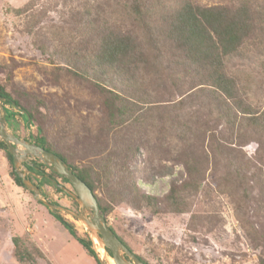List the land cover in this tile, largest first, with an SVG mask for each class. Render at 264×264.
I'll use <instances>...</instances> for the list:
<instances>
[{
	"label": "trees",
	"instance_id": "obj_1",
	"mask_svg": "<svg viewBox=\"0 0 264 264\" xmlns=\"http://www.w3.org/2000/svg\"><path fill=\"white\" fill-rule=\"evenodd\" d=\"M237 3L201 6L196 0H81L72 13L74 24H84V28L79 29L83 38L75 47L61 44L50 50L54 38L39 40L34 46L43 55L47 54L51 64L88 81L99 92L105 119L101 130L114 152L106 153L102 146L103 149L99 148L88 161H72L60 145L48 140L42 127L41 122H46L47 104L35 97V102L29 103L31 97L25 101L26 95L21 99L13 98L0 83V96L8 100L3 103L7 124L11 125L15 112L5 109L6 105L16 107L27 125L37 123L38 136L34 137V144L55 153L68 164L90 188L104 218L113 203H125L132 211L146 210L152 216L161 212V203L166 212H185L190 208L188 196L195 197L200 192L208 194L202 186L206 171L219 166L222 179L242 191L246 200L252 198L248 178L257 173L255 183L261 200H257L256 207L264 212L260 204L264 203L263 173L261 169L254 174L250 172L252 161L241 156V149L250 135L255 136L258 148L264 138V102L261 99L264 67L262 77L256 78L247 74L242 64L251 54L264 57V50L256 48L252 52L246 41L256 30L263 32L264 13L261 9H253L251 0ZM25 9L19 8L17 12ZM40 19L32 20L27 29L31 31ZM184 85L186 92L181 99L168 100L163 107H151L153 100L156 104L162 102L159 96L170 88L180 92ZM153 110L156 117H153ZM219 124L220 130H217ZM152 126H159L160 130L166 127L168 135L174 134L173 144L164 135L160 139L167 143L169 150L177 153L179 144L190 148L181 158V152L177 154L187 179L180 185L171 184L160 203L155 197L137 193L135 172L127 165L139 150L138 140L147 136ZM232 144L237 148L231 149ZM0 149L10 166L9 176L13 182L28 190L14 171L12 157L2 141ZM117 157L124 161L118 163ZM209 162H213L211 166ZM31 163L27 166V178L40 189L41 195H45L41 187L48 185L77 206L58 186L68 184L66 179L41 163ZM98 189L104 190L103 195H97ZM49 211L87 255L101 264L90 238L80 237L74 225L58 211ZM242 219L250 224L245 216ZM11 243L17 263L38 264L39 260H44V264H51L28 236L15 235ZM105 250L111 256L109 250Z\"/></svg>",
	"mask_w": 264,
	"mask_h": 264
},
{
	"label": "rangeland",
	"instance_id": "obj_2",
	"mask_svg": "<svg viewBox=\"0 0 264 264\" xmlns=\"http://www.w3.org/2000/svg\"><path fill=\"white\" fill-rule=\"evenodd\" d=\"M80 1L0 0V83L6 86L13 98L21 99L26 95L25 101L31 97L29 103L35 102L34 97L42 99L48 109L45 112L46 122H41L48 140L60 145L64 153L70 154L72 161L84 163L93 158L102 146L106 148V153L114 152V147H110L101 130L105 123L101 96L88 81L51 64L47 54L43 55L34 46L39 40L54 38L49 45L50 50L61 44L75 47L83 38L79 29H83L84 24H74L72 14ZM196 1L201 6H212L239 4L237 2L241 0ZM251 5L264 13V0H251ZM24 7L25 11L17 12ZM37 17H41L39 23L29 31L27 27ZM262 31L256 30L246 40L252 52L256 48L264 50V28ZM242 64L243 70L250 76L262 77L264 57L251 54ZM186 87L184 85L180 92L179 89H167L159 96L162 102L156 104L153 100L151 107H163L168 100L181 99ZM261 99L264 102V93ZM5 109L15 112L11 125H8L9 131L22 140L34 143V137L38 136L37 123L27 125L12 105H6ZM37 109L44 112L41 107ZM152 113L156 117L155 110ZM152 113L149 112V115ZM158 127L152 126L147 136L138 140L139 150L127 165L135 172L137 193L155 197L160 203L171 184L180 185L187 179L177 154L181 152V158L182 153L190 148L179 144L177 153L174 149L170 151L166 148L167 143L160 139L164 135L173 144L174 134L170 132L168 135L166 127L161 130ZM217 130H220V124ZM133 134L136 138V128ZM261 142L262 146L258 148L255 136L250 135L241 149V156L252 161L250 172L254 174L261 169L264 177V138ZM236 148L232 144L231 149ZM260 157L261 160L258 159ZM115 160L121 164L124 158L117 157ZM212 163L209 162V166ZM218 169L212 167L206 171L202 186L208 190L207 195L204 192L195 197L187 195L190 208L185 212H166L161 203V212L152 216L146 210L132 211L125 203H113L105 217L106 223L133 253L150 264H262L264 212L256 207L257 200H261L255 183L257 173L248 178L252 198L246 200L242 191L222 179V168L219 166ZM9 171L10 166L0 149V264H19L12 255L11 238L15 235L28 236L51 264H97L51 214L50 209L13 182ZM62 186L73 192L69 183ZM41 189L45 194L41 196L48 202L55 201L80 211L78 204L73 206L68 197L56 194L48 185H43ZM103 192V189L96 190L100 196ZM260 204L264 207V203ZM58 212L74 225L80 237L89 236L78 220ZM243 216L250 224L243 221ZM101 260L107 264L105 258ZM44 263V260L38 261V264Z\"/></svg>",
	"mask_w": 264,
	"mask_h": 264
},
{
	"label": "water",
	"instance_id": "obj_3",
	"mask_svg": "<svg viewBox=\"0 0 264 264\" xmlns=\"http://www.w3.org/2000/svg\"><path fill=\"white\" fill-rule=\"evenodd\" d=\"M6 101H8L6 98L0 96V141L6 145L12 157L14 171L20 177L25 188L33 193L34 199L50 210L64 212L80 223H83L89 234L88 237L92 242V248L95 250L93 241L90 237L91 233L96 236V240L102 244L104 250H109L111 254L110 257L113 259L114 264H145L121 242L116 234L113 233L107 225L104 216L101 214L100 207L94 194L90 188L72 172L68 164L63 162L55 153L46 151L28 140H22L9 131L3 106V103ZM22 113L26 114L24 111ZM31 161L47 166L51 172L67 180L73 192L68 191L62 185L58 186L66 194H69L78 204L80 207L79 212L60 204H52L41 196L40 189L27 178V166L32 165ZM52 182L57 185L55 181ZM95 252L97 253L99 262L103 264L101 258L98 256V252L96 250Z\"/></svg>",
	"mask_w": 264,
	"mask_h": 264
},
{
	"label": "bare ground",
	"instance_id": "obj_4",
	"mask_svg": "<svg viewBox=\"0 0 264 264\" xmlns=\"http://www.w3.org/2000/svg\"><path fill=\"white\" fill-rule=\"evenodd\" d=\"M19 149H22L21 147H18ZM81 225L83 226V227H85V225L83 224V223H81ZM90 237H91V239H92V241H93V246H94V248H95V250L98 252V254H99V257L102 259V258H105L106 259V262H107V264H114V262H113V259L110 257V256H108L107 254H106V252H105V250L103 249V246H102V244L101 243H99L97 240H96V236L94 235V234H90ZM108 257L110 258V259H108Z\"/></svg>",
	"mask_w": 264,
	"mask_h": 264
}]
</instances>
